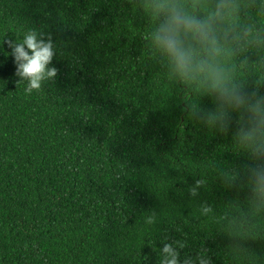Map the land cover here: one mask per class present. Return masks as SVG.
Listing matches in <instances>:
<instances>
[{"label": "trees", "instance_id": "trees-1", "mask_svg": "<svg viewBox=\"0 0 264 264\" xmlns=\"http://www.w3.org/2000/svg\"><path fill=\"white\" fill-rule=\"evenodd\" d=\"M234 2L223 64L233 87L264 96V0ZM196 3L203 17L216 0ZM153 5L0 0V40L35 30L58 70L28 93L0 42V264H159L161 236L210 264H264L246 117L221 119L202 78L172 72Z\"/></svg>", "mask_w": 264, "mask_h": 264}, {"label": "clouds", "instance_id": "clouds-1", "mask_svg": "<svg viewBox=\"0 0 264 264\" xmlns=\"http://www.w3.org/2000/svg\"><path fill=\"white\" fill-rule=\"evenodd\" d=\"M153 6L158 17L153 43L168 58L172 72L181 79L202 78L217 97L221 119L233 112L245 115L237 136L251 161L246 169L250 202L253 207L264 209V96L244 95L233 87L223 64L227 46L236 39L229 24L234 0H216L215 8L203 17L196 11V0H154ZM0 42L11 49L8 55L14 60L15 76L20 85H25L26 92L41 89L57 76L53 43L35 30ZM200 183L196 181L189 188L192 196L197 195ZM203 211L209 209L205 207ZM156 243L159 264H210L205 253L184 254L183 245L170 236H161Z\"/></svg>", "mask_w": 264, "mask_h": 264}]
</instances>
